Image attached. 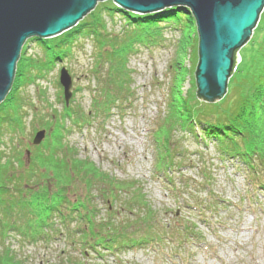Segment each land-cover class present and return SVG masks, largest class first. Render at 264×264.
<instances>
[{"label": "rangeland", "instance_id": "374dc122", "mask_svg": "<svg viewBox=\"0 0 264 264\" xmlns=\"http://www.w3.org/2000/svg\"><path fill=\"white\" fill-rule=\"evenodd\" d=\"M111 2H97L83 19L89 22L87 25H94L93 17L99 11L106 40L117 49L115 52L123 53L120 48L129 44L131 33L122 30V17L109 15L103 9ZM84 22L81 19L60 36H31L23 43L18 58L21 64L17 68V60L15 70L28 69L31 79L25 81L20 74L16 78L14 71L12 83L19 89L27 114L18 147L21 161L28 165L34 152L31 141L35 132L56 117L64 126L61 130L64 139L54 151L67 150L69 156L72 151L88 167L106 175V185L114 195L112 202L106 201L100 195L104 192L101 186L95 184L89 189L76 180L67 199L91 198L90 209H94L96 220L112 223L115 232L125 235L122 241L115 242L112 235L106 248L95 246L101 253L97 255L79 245L80 240L87 241V245L94 241L88 236L80 239V230L87 229V223L72 211L69 213L72 219L68 224L65 221L64 227L58 225V217L53 218L58 231L49 239L36 240L34 234L0 231V264H264V189L253 187L252 173L239 164L219 158L212 143L197 141L192 133L175 123L167 125L165 116L170 112L167 99L174 80L176 90L188 97L190 103L202 101L195 93L196 29L188 35L168 24L161 29L162 37L156 44L143 46L134 41L132 50L126 54L132 95L123 104L115 101L106 112L92 105L95 99H101L96 77L103 79L106 67H93L94 53L100 46L89 36L78 33L88 30ZM263 36L264 8L251 37L238 50V55L247 53V56L242 62L237 61L227 81V92L248 82L257 71L262 61V52L259 54L257 47ZM61 39L70 41L66 43L68 56L52 60L49 49L46 52L41 46L42 41L51 45ZM62 66L72 80L68 106L64 104L58 79ZM176 103L180 101L177 99ZM64 107L79 112L82 121L74 123V116H65ZM158 126L166 130L163 137L160 132L155 133ZM48 133L46 129L39 146L45 138L49 141ZM257 135L264 139V134ZM156 137L163 141L168 138L171 163H160L157 155L164 158L167 150L159 148L154 142ZM50 144L47 142L45 148L51 150ZM26 149L30 150V156ZM49 172L64 183L61 168ZM29 182L33 184L32 179ZM49 188H54L53 184ZM69 228L80 230H72L73 236L69 237Z\"/></svg>", "mask_w": 264, "mask_h": 264}, {"label": "trees", "instance_id": "16d2710c", "mask_svg": "<svg viewBox=\"0 0 264 264\" xmlns=\"http://www.w3.org/2000/svg\"><path fill=\"white\" fill-rule=\"evenodd\" d=\"M103 9L109 15L117 14L118 17H122V30L126 31V34L131 33V37L128 36L131 41L125 47L120 48L124 52L119 53L115 52L117 49L111 46L110 40H106L103 33L105 24L99 11L93 17L94 25H87L89 22H84L82 18L85 23L84 28H88V30H78V33L89 36L93 42L100 46V49L94 53L96 59H94L93 67L102 65L107 68V71L105 68L103 79L100 76L96 77L97 90L101 94V99L100 101L95 99L92 105L94 108H104L108 112V108L115 101H120L123 104L132 95L126 63V54L132 50V43L138 41L143 46L156 44L162 37L161 29L168 24L172 29L189 35L195 29V24L191 13L183 6L171 7L146 15L121 10L112 2L103 6ZM79 23L80 21L77 24ZM78 33L75 32V34ZM262 39V43L260 42L257 47L258 53L262 52V61L248 82L235 85L216 103L203 101L190 103L188 97L185 98L180 94L179 89L176 90L177 85L174 80L167 99L170 112L168 111V116H165L167 125L171 126L175 123V125L184 128V131L192 133L193 138L197 141H202L205 144L212 143L219 158L235 162L247 173H252L250 175L251 183L256 188H264V139L262 140L257 135L264 134V36ZM42 43L44 44L41 46L46 52L49 49L48 53L51 54L52 60L58 61L68 56L69 40H57L51 45L46 44L45 41ZM195 56L194 71L198 57L197 52ZM20 64L21 61L18 60L17 68ZM177 64L178 62H175V66ZM20 70H15L16 78L20 74L25 78V81H30L31 77L28 76L30 71L26 69V72L21 70L22 73H19ZM19 81L17 79V82ZM18 90L16 83L13 82L10 91L0 102V231L2 233L11 231L20 235L34 234L32 237L36 240L39 237L49 239L58 231L54 227L57 221H53V218L58 217L60 220L58 225L64 227L65 221L68 224L72 219L69 213L74 211L79 220L86 221L87 229L72 228L70 230L69 228L71 231L68 233L69 237L73 236L72 230L74 232L80 230L82 235L80 239L88 236L91 241H94V245L90 243L89 246L84 240H80L79 245L90 248L101 256L95 246L102 245L103 248H106L112 235L115 242V240L122 241L125 234L118 230L115 232L112 223L96 220L97 216L92 212L94 209H90L91 198L82 200L75 197L72 201L67 198L71 184L77 180L82 182V186L89 189L95 184L101 186L100 190L104 192H101L100 195L104 196L106 201L112 202L114 195L110 193L105 182L108 177L88 167L82 159H77L72 151H70V156L67 150L64 153L60 152L61 149L54 151V149H58L57 147H61L60 141L64 139V136H61L64 126L56 117L55 120L46 121L44 124L45 128L49 130L47 134L49 141H46L45 138L41 146H33L34 152L28 165L21 161V150L18 144L23 137L22 125L27 114L24 110V101ZM177 99L180 101L179 104L176 103ZM64 108L65 116H74V123L82 121L81 114L75 109ZM161 124L163 125V123ZM157 129L159 130H156L155 133L160 132L163 137L166 132L165 128L158 126ZM8 134L13 135L10 137ZM45 142L52 144V146L49 145L51 150L45 148ZM154 142L159 145V148L162 146L167 150L164 158L157 155L160 163L165 165L171 163L168 160L170 153L168 138L163 141L160 140V137H156ZM66 167L69 169L67 170ZM52 168L62 169L64 183L59 182L49 172ZM35 177L36 179L39 177L40 181L34 179ZM31 179L33 184L29 182ZM43 179L46 180L44 184ZM51 184L54 188H49ZM28 188L32 189L28 190Z\"/></svg>", "mask_w": 264, "mask_h": 264}, {"label": "water", "instance_id": "95a60500", "mask_svg": "<svg viewBox=\"0 0 264 264\" xmlns=\"http://www.w3.org/2000/svg\"><path fill=\"white\" fill-rule=\"evenodd\" d=\"M106 0H0V102L10 90L16 62L25 40L51 38L75 26L97 2ZM120 9L136 14L173 6L188 8L198 36L195 67L196 96L203 102L219 101L237 61L238 50L249 40L264 8V0H112ZM59 82L67 105L71 75L65 67ZM45 130L32 140L41 142ZM28 154V151H27Z\"/></svg>", "mask_w": 264, "mask_h": 264}, {"label": "bare ground", "instance_id": "6f19581e", "mask_svg": "<svg viewBox=\"0 0 264 264\" xmlns=\"http://www.w3.org/2000/svg\"><path fill=\"white\" fill-rule=\"evenodd\" d=\"M239 55H240V59H239V61H242L244 58H246V56H247V53H245V54H241V53H239Z\"/></svg>", "mask_w": 264, "mask_h": 264}]
</instances>
